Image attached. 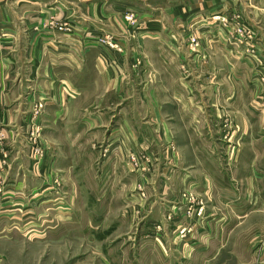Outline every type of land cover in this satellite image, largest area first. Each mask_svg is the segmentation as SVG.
Segmentation results:
<instances>
[{
    "label": "crops",
    "instance_id": "1",
    "mask_svg": "<svg viewBox=\"0 0 264 264\" xmlns=\"http://www.w3.org/2000/svg\"><path fill=\"white\" fill-rule=\"evenodd\" d=\"M113 9L105 23L100 9L68 0H0V210L16 217L19 206L51 195L46 222L81 228L83 191L101 202L122 189L124 216L147 208L140 237L148 244H157L159 225L161 249L215 253L217 238L249 218L245 207L248 216L264 205V1L124 0ZM120 10L139 12L142 23ZM216 11L235 22L213 23ZM53 17L70 31L54 29ZM101 32L123 51L105 50ZM137 57L145 70L129 67ZM171 141L180 153L168 149L171 169L157 168ZM143 154L149 173L147 163L133 166L132 155ZM154 167L161 193L146 180ZM141 189L155 196L133 194ZM199 202L205 213L193 222L186 210ZM165 217L192 224L194 238L163 245Z\"/></svg>",
    "mask_w": 264,
    "mask_h": 264
},
{
    "label": "rangeland",
    "instance_id": "2",
    "mask_svg": "<svg viewBox=\"0 0 264 264\" xmlns=\"http://www.w3.org/2000/svg\"><path fill=\"white\" fill-rule=\"evenodd\" d=\"M119 1L124 2V0H68V3L69 5L78 3V6L81 9H86V11H97L95 9H100L103 15L102 20L105 23H110V15L114 12L113 7L118 5ZM129 1L138 6L140 4L142 6L145 5V0H142V2L140 0ZM219 12L216 11L212 14L213 18L211 21L213 23L218 22L217 24L220 23L221 25V23L235 22L233 17H226L225 14L223 17L226 22H221L220 17L222 14H219ZM117 13L119 17H122L123 20L130 22L132 25L143 21L141 18L142 14L136 11H127L125 13L120 10ZM235 15L239 17L238 14ZM51 25L58 31H70L69 25L59 18L53 17ZM101 33L100 37L98 36L99 38L108 36L114 39L110 46L103 45L105 50L123 51L112 34L108 32ZM189 37H191L190 42L193 48H195L197 44L195 36ZM129 67L136 71L145 70L139 57ZM260 80L263 81L264 79L260 78ZM41 106V104L37 103L32 111L38 108L41 109ZM180 137L181 139L185 138V133L182 132ZM175 143L177 144V141H171L169 145L162 146L159 152L161 159L157 168L161 165V167L166 166L169 170L171 169L173 165L172 158L167 156L166 151L169 149L174 155L178 152L180 153V150L176 149ZM187 158L191 160L190 156ZM132 160L133 166L135 164L136 167L141 162L147 163L146 173L150 172L151 159L147 154L132 155ZM157 171L154 167L153 173L149 174L146 180L150 183L149 186H156L157 191L159 189L158 192L161 193L160 188H158L160 185V174L156 173ZM54 180V183L59 185V178L54 176ZM149 191L152 195L149 197L147 191L145 193L142 189L134 190L133 194L143 192L145 201L155 196L153 190ZM102 192L100 191L99 197H102ZM49 197L51 195L48 198L46 197V200H36V203L30 204L29 202L25 203L24 206H19L20 208L14 212L16 217H5L6 213L0 210V264H205V261H211V264H264V205L262 204H260L255 213L248 216L245 214L250 207H245L244 217L249 218L243 219L242 224H239L231 236H229V233L226 235L223 232L219 239L217 238L218 243L213 244L215 245L213 248L215 253L212 251V254L205 255L203 252L180 254L172 252L173 249L168 250L167 247L161 249L158 247V244L162 245V235H159L161 227L159 225H154L153 233H151V238L157 243V246L153 245V241L148 244L149 241L145 240V237H140L143 217L148 213L147 208H142L140 204L134 205L135 207L131 208V211L129 210L128 214L124 216V191L122 189L109 191V194L101 202L91 198V190L83 191L81 203L76 206L77 212L84 218V221L78 223L82 225L81 228L74 226V223L69 227L60 228L58 221L50 226L46 222L47 217L51 215L49 212L51 205L49 206L48 204ZM186 197L188 199L186 200L187 203L193 199L190 194L186 195ZM245 197L250 198L246 193ZM187 203L185 204L188 205ZM199 204L201 205L202 203L199 202ZM199 204L196 203L197 207L192 205L193 207L190 206L186 210V215L192 217L193 222H196L195 217L197 209L200 207ZM74 213L75 210L72 214ZM99 217L101 219L100 226L91 227V225L94 226L99 223V221L94 220V218L99 219ZM124 217L129 218V222H127L126 218L125 222ZM165 219V227L170 239L167 238L163 245L165 243L168 245L169 241L173 242V237L178 241H180L179 239H185L188 235H190L188 240L194 238L195 230H192V224L178 227L179 221L176 220V222L178 221L176 223L173 220L174 217H165ZM180 229H190V233L180 238ZM219 250L221 251L219 252Z\"/></svg>",
    "mask_w": 264,
    "mask_h": 264
},
{
    "label": "built area",
    "instance_id": "3",
    "mask_svg": "<svg viewBox=\"0 0 264 264\" xmlns=\"http://www.w3.org/2000/svg\"><path fill=\"white\" fill-rule=\"evenodd\" d=\"M217 18H219V17H217ZM220 21L223 22V23L226 22V19H224L223 15H221ZM99 37L97 38V42H99L101 45L110 46L114 42V39L112 37H108V36L103 37V38H99ZM36 152H37V150H36ZM2 162H3V160H2ZM1 193H2V191L0 189V194ZM199 206L200 207H198L197 212H196V217H195L196 219L201 218L204 215V213H205L203 205L201 204ZM189 233H190V229L189 230L180 229V234L179 235H180L181 238H183V237L187 236V234H189Z\"/></svg>",
    "mask_w": 264,
    "mask_h": 264
}]
</instances>
